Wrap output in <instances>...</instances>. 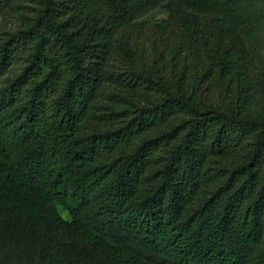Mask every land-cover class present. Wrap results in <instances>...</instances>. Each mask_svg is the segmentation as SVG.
<instances>
[{
  "label": "trees",
  "instance_id": "1",
  "mask_svg": "<svg viewBox=\"0 0 264 264\" xmlns=\"http://www.w3.org/2000/svg\"><path fill=\"white\" fill-rule=\"evenodd\" d=\"M246 4L0 0V264H264Z\"/></svg>",
  "mask_w": 264,
  "mask_h": 264
},
{
  "label": "rangeland",
  "instance_id": "2",
  "mask_svg": "<svg viewBox=\"0 0 264 264\" xmlns=\"http://www.w3.org/2000/svg\"><path fill=\"white\" fill-rule=\"evenodd\" d=\"M245 23L239 28L240 35L248 49L253 64L264 74V0H246ZM23 13H10L6 17L0 18V27L4 30L18 31L21 28L23 16L29 15V11ZM200 19H206L202 14H196ZM168 18V13L164 4L158 3L148 7H139L134 11L133 24L140 41L145 32L150 33V29L158 23ZM213 19V18H212ZM61 215L69 219L68 214L59 208Z\"/></svg>",
  "mask_w": 264,
  "mask_h": 264
}]
</instances>
